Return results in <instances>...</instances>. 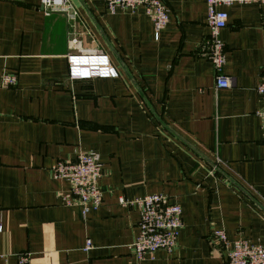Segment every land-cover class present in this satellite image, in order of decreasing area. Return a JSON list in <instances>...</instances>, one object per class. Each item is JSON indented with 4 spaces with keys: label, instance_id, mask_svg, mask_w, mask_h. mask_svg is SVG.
<instances>
[{
    "label": "crops",
    "instance_id": "1",
    "mask_svg": "<svg viewBox=\"0 0 264 264\" xmlns=\"http://www.w3.org/2000/svg\"><path fill=\"white\" fill-rule=\"evenodd\" d=\"M72 2L74 22L41 0H0V264L23 253L30 264H225L216 230L264 244V3L224 7L232 85L218 90L198 55L207 0H163L170 23L159 40L144 8ZM80 54L107 56L118 75L71 78ZM7 73L16 86H1ZM80 152L104 169V202L87 215L64 203L70 184L52 173ZM157 193L182 206L184 224L173 252L140 259V213L120 198Z\"/></svg>",
    "mask_w": 264,
    "mask_h": 264
},
{
    "label": "built area",
    "instance_id": "2",
    "mask_svg": "<svg viewBox=\"0 0 264 264\" xmlns=\"http://www.w3.org/2000/svg\"><path fill=\"white\" fill-rule=\"evenodd\" d=\"M264 3V0H207L209 34L200 44L198 55L209 60L216 70V88L218 90L229 88L232 85L231 77L224 73L227 62V48L222 40V30L229 21V13L224 7L235 3ZM109 13L116 14L119 9L135 12L144 8L151 18L155 37L160 39L161 32L170 23V11L163 0H105ZM40 6L47 15L55 12L65 14L74 22L78 15L72 0H41ZM73 48H80L78 39L72 40ZM83 61L78 62V58ZM104 55L80 54L70 57L71 78L111 77L118 73L108 64ZM85 71V72H84ZM18 78L14 74H4L1 80L2 87L16 86ZM257 91L262 96L263 107L258 111L262 119L264 134V80L258 85ZM220 168L219 163L215 169ZM219 170V169H218ZM55 178L69 182L70 189L62 195L67 206H79L84 215L92 209L100 208L104 202V195L100 187V180L104 175L103 164L100 157L93 152H80L73 160H59L53 167ZM124 206H135L140 213V233L132 249L140 259L154 258L159 251L173 252L178 244L183 227V208L180 204L172 203L169 196L162 193L146 195L133 200L121 197ZM214 246H220L227 252L225 264H264V244H252L245 239L231 243L224 230H216L211 239ZM92 248L91 241L87 249ZM30 256L23 253L20 264H30Z\"/></svg>",
    "mask_w": 264,
    "mask_h": 264
},
{
    "label": "bare ground",
    "instance_id": "3",
    "mask_svg": "<svg viewBox=\"0 0 264 264\" xmlns=\"http://www.w3.org/2000/svg\"><path fill=\"white\" fill-rule=\"evenodd\" d=\"M83 61H89V60H84L83 57H79V58H78V62H83ZM84 72H85V71H84Z\"/></svg>",
    "mask_w": 264,
    "mask_h": 264
}]
</instances>
